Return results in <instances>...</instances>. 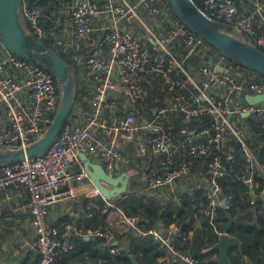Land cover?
<instances>
[{
  "label": "built area",
  "instance_id": "2783aa9c",
  "mask_svg": "<svg viewBox=\"0 0 264 264\" xmlns=\"http://www.w3.org/2000/svg\"><path fill=\"white\" fill-rule=\"evenodd\" d=\"M199 3L212 23L230 25L264 47L254 11L240 13L236 0ZM18 12L38 40L51 34L58 51L70 52L87 90L88 109L68 116L43 154L0 165V189L21 185L29 198L32 234L22 240L31 250V262L24 263V253L11 264H58L57 255L73 250L76 235L99 241L112 255H130L128 238L119 235L125 231L150 235L163 252L159 260L199 264L198 258L176 249V225L157 222L142 229L139 214L127 215L116 206L119 194L103 196L79 154L96 156L113 176L137 165V177L129 175L125 192L162 196L198 188L207 200L201 211L212 217L225 203L218 178L231 165L235 143L264 179L244 120L254 116L264 128V100L245 99L246 94L264 93V80L179 23L165 0H48L46 6L19 0ZM60 100L53 72L16 55L0 38V149L38 139ZM88 180L90 189L82 187ZM244 181L250 204L260 201L264 207V184L258 189L252 174ZM81 195L103 199L101 210L114 213L116 221L108 219L84 232L75 219L47 222L51 205L80 204ZM80 207L72 215L79 217Z\"/></svg>",
  "mask_w": 264,
  "mask_h": 264
},
{
  "label": "trees",
  "instance_id": "16d2710c",
  "mask_svg": "<svg viewBox=\"0 0 264 264\" xmlns=\"http://www.w3.org/2000/svg\"><path fill=\"white\" fill-rule=\"evenodd\" d=\"M194 1L197 6H200L199 0ZM30 2L36 6L48 4V0H30ZM171 13L179 23L184 24L172 9ZM21 23L25 28H29L24 19H21ZM213 24L241 39L253 42L250 35L239 32L230 25L217 22H213ZM258 29L264 32V25ZM41 42L62 56L74 75L75 95L68 116L74 115L77 111L81 114L85 113L88 109V94L85 86L81 85L77 77L76 61L68 56L70 52L65 53L56 49L55 38L51 34H46ZM257 47L264 52L263 46L258 45ZM239 65L264 80V74L251 67ZM244 120L249 128L247 140L251 151L256 161L264 165V128L254 116H244ZM232 153L231 165L228 166L227 172L218 178L224 192L225 203L216 209L212 217L201 211L207 200L201 195V190L198 188L177 192L176 195L174 192H170L162 196L124 192L114 197L115 204L127 215L139 214L141 220L138 224L142 229H147L157 222L163 225L171 223L176 225L178 227L177 236L174 239L176 249L198 258L199 264H218L216 260L218 251L213 248V245L224 230L228 221L227 215H229L232 219L227 232L236 236L240 241L239 245H231L227 249L230 264H245L246 260H249L251 264H264V207L260 206V201L250 204L249 186L244 181L252 174L259 189L263 186L264 179L252 161L240 151L236 143L232 146ZM80 198V204L75 202L64 213L58 208L52 211L50 206L47 222L61 224L63 221L75 219L82 232L88 227L104 226L108 223L110 212L101 210L103 199L98 197L90 200L83 195ZM78 204L81 206V213L79 217H76L69 212L75 210ZM88 212H90V216H86ZM119 235H125L128 238L130 252L134 255L137 263L133 262L129 255H112L99 241L90 237L86 238L83 235L74 237L72 251L57 255V263L168 264L164 260H159L163 252L150 235H137L130 231ZM30 262V257L27 256L24 263ZM169 264L183 263L172 261Z\"/></svg>",
  "mask_w": 264,
  "mask_h": 264
},
{
  "label": "water",
  "instance_id": "95a60500",
  "mask_svg": "<svg viewBox=\"0 0 264 264\" xmlns=\"http://www.w3.org/2000/svg\"><path fill=\"white\" fill-rule=\"evenodd\" d=\"M165 2L188 28L200 35L227 58L264 74V52L260 48L247 40L215 27L210 18L193 0H165ZM18 7L19 0H0V38L16 55L38 61L53 72L59 81L61 100L48 129L38 139L15 149H0V165L43 154L67 119L75 95V78L66 61L22 25ZM217 69L222 70V67L218 66ZM245 99L249 103L260 102L264 100V93L246 94ZM79 156L83 160L89 179L103 196L113 197L127 190L129 178L127 172L123 171L113 176L107 173L99 162L92 161L85 153L82 152ZM227 216L228 221L224 230L213 245V248L218 251L216 257L218 264H230L227 249L231 245L240 244L236 236L227 232L232 219L229 215ZM129 257L137 263L133 254H130Z\"/></svg>",
  "mask_w": 264,
  "mask_h": 264
},
{
  "label": "crops",
  "instance_id": "0c3cea01",
  "mask_svg": "<svg viewBox=\"0 0 264 264\" xmlns=\"http://www.w3.org/2000/svg\"><path fill=\"white\" fill-rule=\"evenodd\" d=\"M236 1L240 13L248 14L254 11L257 26L261 27L264 25V0ZM63 2L66 3L68 0H63ZM118 143L121 144V142ZM124 145L122 144V146ZM125 148H127V145H125ZM88 157L94 162H99L98 158L94 155H89ZM126 170L130 177H137V165L131 163ZM82 187H88L90 189L92 184L88 180ZM6 194L9 196L7 200L4 199ZM28 199V194L21 185H12L6 189H0V264H11L13 261L21 258L24 253L26 256L31 254L30 248L24 244V241L26 242L32 234L30 217L26 210ZM73 204V201H61L51 205L50 209L53 211L55 208H58L64 213ZM79 207L77 205L75 210L79 209ZM75 210L73 209L69 213L72 215L71 212ZM110 221H116V215L114 213L111 214ZM9 246L16 249L17 253L13 252L11 248H8Z\"/></svg>",
  "mask_w": 264,
  "mask_h": 264
},
{
  "label": "rangeland",
  "instance_id": "374dc122",
  "mask_svg": "<svg viewBox=\"0 0 264 264\" xmlns=\"http://www.w3.org/2000/svg\"><path fill=\"white\" fill-rule=\"evenodd\" d=\"M20 19H22V17L20 16ZM96 158V157H95ZM97 159V158H96ZM260 166H261V168H263L264 169V165H262V164H260ZM256 169H257V171L259 172V169L256 167ZM111 214L112 213H110V216H109V219H110V217H111ZM114 216V215H113Z\"/></svg>",
  "mask_w": 264,
  "mask_h": 264
}]
</instances>
